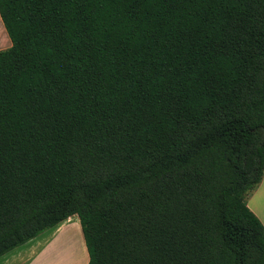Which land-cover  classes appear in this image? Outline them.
<instances>
[{"label":"trees","instance_id":"16d2710c","mask_svg":"<svg viewBox=\"0 0 264 264\" xmlns=\"http://www.w3.org/2000/svg\"><path fill=\"white\" fill-rule=\"evenodd\" d=\"M0 15V256L78 215L88 264H264V0Z\"/></svg>","mask_w":264,"mask_h":264},{"label":"crops","instance_id":"0c3cea01","mask_svg":"<svg viewBox=\"0 0 264 264\" xmlns=\"http://www.w3.org/2000/svg\"><path fill=\"white\" fill-rule=\"evenodd\" d=\"M11 45L0 15V50ZM247 204L264 224V176L258 187L248 195ZM78 232L80 237L77 236ZM88 263L89 253L78 215L69 217L58 226L0 256V264Z\"/></svg>","mask_w":264,"mask_h":264},{"label":"rangeland","instance_id":"374dc122","mask_svg":"<svg viewBox=\"0 0 264 264\" xmlns=\"http://www.w3.org/2000/svg\"><path fill=\"white\" fill-rule=\"evenodd\" d=\"M6 49V48H5ZM77 236H79L80 237V233L78 232V234H77ZM67 252V251H66Z\"/></svg>","mask_w":264,"mask_h":264}]
</instances>
